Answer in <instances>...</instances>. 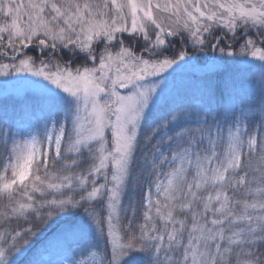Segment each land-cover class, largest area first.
<instances>
[{"label": "snow or ice", "instance_id": "snow-or-ice-1", "mask_svg": "<svg viewBox=\"0 0 264 264\" xmlns=\"http://www.w3.org/2000/svg\"><path fill=\"white\" fill-rule=\"evenodd\" d=\"M0 264H264V0H0Z\"/></svg>", "mask_w": 264, "mask_h": 264}, {"label": "rangeland", "instance_id": "rangeland-1", "mask_svg": "<svg viewBox=\"0 0 264 264\" xmlns=\"http://www.w3.org/2000/svg\"><path fill=\"white\" fill-rule=\"evenodd\" d=\"M65 256H67L69 259L71 258V254L70 253H68V254H57V253H55V251L52 252L50 257H45V258L46 259L54 258V259H58V260L63 261L65 259Z\"/></svg>", "mask_w": 264, "mask_h": 264}, {"label": "trees", "instance_id": "trees-1", "mask_svg": "<svg viewBox=\"0 0 264 264\" xmlns=\"http://www.w3.org/2000/svg\"><path fill=\"white\" fill-rule=\"evenodd\" d=\"M256 75H257V79H258V72H257V74H256Z\"/></svg>", "mask_w": 264, "mask_h": 264}]
</instances>
